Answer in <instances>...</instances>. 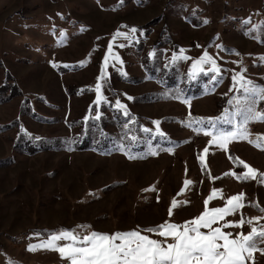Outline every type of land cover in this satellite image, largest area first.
<instances>
[{"label": "rangeland", "instance_id": "374dc122", "mask_svg": "<svg viewBox=\"0 0 264 264\" xmlns=\"http://www.w3.org/2000/svg\"><path fill=\"white\" fill-rule=\"evenodd\" d=\"M12 5L17 6L12 10L20 7L19 11L8 16ZM197 11L193 17L197 21L199 15L205 24L186 21L183 14ZM153 19L158 20L147 34L140 25ZM262 25L264 0H0V88L7 84V70L14 77L13 86L22 92L21 97L0 105V125L16 121L13 129L0 133V159L15 158L14 164L0 167V264H68L57 251L40 247L29 251V245H40L58 229L79 225L111 234L165 221L182 224L206 207L226 206L227 199L239 193L245 194L246 206L226 220L238 221L241 215L264 217L260 211L264 183L237 179L246 171L240 161L256 169L258 176L264 173V149L249 143L264 137V122H250L248 140H233L222 148L204 130L195 132L196 122L191 120L218 114L232 119L229 114L237 106L229 101L241 95L240 84L232 76L241 69H246V79L264 86ZM158 50L164 63L180 61L185 76L212 73L210 64L192 67L207 52L221 69L223 83L198 100L134 102L137 96L159 90V85L149 80L129 84L117 74L146 77L142 59ZM73 67L77 70L60 73ZM6 96L1 93L0 102ZM25 97L30 98L27 105ZM117 101L145 129L184 144L135 161L124 154L103 156L92 151L34 155L13 151L22 133L34 139L78 137L89 119L100 116L104 102H112L125 114ZM94 106L98 111L93 112ZM258 107L264 108V102ZM29 109L54 122L35 120ZM240 119L236 116L234 123ZM224 125L228 124L219 127ZM230 126L228 131L233 130ZM108 129L117 130L115 126ZM174 200L177 206L170 217ZM223 230L247 234L250 226ZM143 234L162 239L154 233ZM254 264H264V254L256 251Z\"/></svg>", "mask_w": 264, "mask_h": 264}, {"label": "snow or ice", "instance_id": "6c2138e0", "mask_svg": "<svg viewBox=\"0 0 264 264\" xmlns=\"http://www.w3.org/2000/svg\"><path fill=\"white\" fill-rule=\"evenodd\" d=\"M130 31L136 32L137 29L132 28ZM260 59L264 61V57ZM202 64L211 65L210 71L214 73L211 79L215 80V74H219L221 69L207 52L196 60L192 67L197 69ZM199 71L203 72L204 69L199 68ZM245 71L246 69H241L232 76L234 83L240 84L237 90L241 93L239 97L229 101V104L237 106L236 110L229 114L232 119L226 116L197 121L204 125L202 130L205 135H212L211 142L222 148L233 140H248L250 122H264V108L258 107L261 102H264V86L256 85L253 81L246 79L243 74ZM96 91H100L99 84ZM129 99L132 98L129 97ZM117 105L125 109L127 115L126 106L119 101ZM236 116L241 117L238 124L234 123ZM155 123L159 124L158 121ZM222 124L232 125L233 130H222L219 127ZM209 126L216 129L215 135L205 130ZM262 141L264 137L257 136L256 140H249V143L264 149ZM204 151L207 152L208 149L205 148ZM240 164L246 171L237 175V179L244 181L259 179L261 183H264V173L258 176L256 169L251 168L244 161H240ZM185 183L189 184L191 181ZM148 190L154 189H145V191ZM215 195L214 190L213 196ZM211 199L212 196H209L205 200L206 206ZM244 201V193L233 195L227 199L226 206L211 209L206 207L199 216L182 224L165 221L155 227L116 231L111 234L91 230L90 225H79L71 230L58 229L56 233L49 234V238L42 244H30L28 250L35 251L37 247H40L57 251L62 259L68 261V264H246L250 260L254 264V253L259 251L264 254V247H260L264 244V224L259 223L264 220V217L245 218L241 215L238 221L225 219L240 212L246 206ZM176 206L174 200L169 208L170 217L173 214L172 209ZM252 206L259 207L257 204ZM260 211L264 212V208H260ZM220 221L224 222L220 224ZM217 224L219 226L213 227ZM246 224L250 226L247 234L243 232L233 234L223 230L232 227L242 228ZM77 229L85 231L81 233ZM143 233H154L162 239H153L150 235Z\"/></svg>", "mask_w": 264, "mask_h": 264}, {"label": "trees", "instance_id": "16d2710c", "mask_svg": "<svg viewBox=\"0 0 264 264\" xmlns=\"http://www.w3.org/2000/svg\"><path fill=\"white\" fill-rule=\"evenodd\" d=\"M196 14H198V11L197 13L187 12L183 15H185L186 21L194 25L199 26L205 24V19L201 18L199 15L196 21V18L193 17V15ZM155 20L153 19L144 25H140L141 29L145 28L147 31L146 33L150 34L153 31L155 22L158 19L156 21ZM161 45L162 43L159 44V46ZM141 50V47L138 46L137 52L140 53ZM161 55L162 53H159L158 50L153 56L145 55V57H143V67L145 74L147 75L146 77H132L117 74L119 80L129 84H142L146 80H149L159 85V90L137 96L134 102L141 104H152L159 101L175 100L183 103L190 100H198L211 95L223 83L224 77L219 74H215V80L211 79V77L214 75L213 73H201L195 76L188 74V76H185V74L181 73L183 66H181L180 61H168L167 63H164ZM72 70H77V67L67 68L64 70L62 69L60 70V73H64L66 71L69 72ZM6 76L7 84H4L0 88V94L5 93L7 96L5 97L6 99L0 102V105L7 104L13 99L22 96L20 89H18L17 86H13L15 81L14 77L7 70ZM13 87H16L15 93H13ZM0 99L2 98L0 97ZM29 102L30 98L25 97L24 105H27ZM25 110H27V108L22 111L21 116L25 115ZM95 111L98 110L94 106L93 112ZM98 112V115L100 114V116H98V118L92 117L89 119L82 126V132L78 137L34 139L33 137L29 138V135H23L22 133L14 142L13 151L21 155H34L44 151H92L103 156L124 154L130 160L135 161L146 160L150 157H154V155L157 156L162 152L173 150V146L176 147L178 145L184 144V140L174 141L168 136L156 134L145 129L141 122L134 121L135 118L132 114L125 115L120 109L115 107L112 102H104L100 111ZM28 114H30L35 120L42 123L54 122V119L44 117L36 112H30V109ZM220 114L222 113L220 112ZM218 116L219 114L216 117L213 116L211 119H215ZM191 120H195L196 122V128H193L194 131L202 133V128H199V126L202 125L197 123V121L200 119L191 118ZM15 123L16 121L5 125H0V133L5 132L10 128L13 129ZM17 123L19 124V121ZM108 126H115L117 130H109ZM230 128L231 126L228 124L224 125V127L221 129L229 130ZM211 129V133L215 134L216 129H213L210 126L206 128V130ZM233 162L238 164L235 159ZM14 163V157L0 159V167H7Z\"/></svg>", "mask_w": 264, "mask_h": 264}, {"label": "crops", "instance_id": "0c3cea01", "mask_svg": "<svg viewBox=\"0 0 264 264\" xmlns=\"http://www.w3.org/2000/svg\"><path fill=\"white\" fill-rule=\"evenodd\" d=\"M5 7H8L7 5H5ZM15 7H17V6H15V5H12L11 7H9V9H8V11L6 12L7 13V15H8V13H10V12H12V11H14V12H17V11H19V9L18 8H20V7H18V8H16L15 10H12V9H14ZM13 12V13H14ZM12 13V14H13ZM9 16V15H8Z\"/></svg>", "mask_w": 264, "mask_h": 264}]
</instances>
